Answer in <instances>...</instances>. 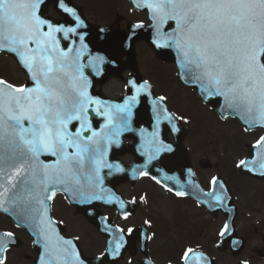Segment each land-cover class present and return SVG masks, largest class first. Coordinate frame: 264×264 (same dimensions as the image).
Returning a JSON list of instances; mask_svg holds the SVG:
<instances>
[{
    "label": "snow or ice",
    "instance_id": "6c2138e0",
    "mask_svg": "<svg viewBox=\"0 0 264 264\" xmlns=\"http://www.w3.org/2000/svg\"><path fill=\"white\" fill-rule=\"evenodd\" d=\"M46 2L0 0V50L15 54L28 77V83L20 85L0 79V208L7 212L4 206L10 205L34 229V243L43 249L38 264H87L78 245L61 235L47 202L56 190H62L75 196L79 204L104 200L117 203L123 210L128 203H136V198L126 202L107 189L101 173L105 168L109 176L125 172L119 163L107 159L108 148L117 142L113 137L120 132L134 131L132 109L142 94L152 96V85L148 80L137 83L130 79L134 95L122 104L90 95L91 83L80 62L82 49L87 48V33L80 29L87 25L66 0L53 2L57 10L71 18L70 23L46 18L42 13ZM136 4L148 12L153 46L175 53L181 80L198 88L204 102L217 101L222 116L227 113L250 127H264V0H136ZM143 27V23L132 26ZM135 38L132 31L127 40ZM77 39L81 47L73 48ZM62 40L71 44L62 46ZM104 62L103 56H97L89 60V65L98 67ZM166 99L153 97V119L159 125L163 117L172 124V131L179 132L176 121L184 117L170 113L162 103ZM93 105L96 114L105 118L100 131L93 127ZM148 135L143 154L149 161L173 150L157 132ZM252 147L259 148V153L240 159L235 167L264 179V136ZM211 183L212 190L203 195L223 207L230 199L228 190L215 176ZM217 185L224 191L217 192ZM175 195L186 193L177 191ZM122 215L127 220L131 212L123 211ZM103 219L107 221L108 217ZM105 231L112 239L96 260L104 264L111 257L110 264H115L125 248V235H131L134 229H113L106 224ZM229 234L230 226L225 223L219 236ZM151 238L145 234V239ZM14 243L12 232L0 233V264H5V254ZM232 243L235 246L239 242ZM190 257L212 264L191 248L184 252L186 264Z\"/></svg>",
    "mask_w": 264,
    "mask_h": 264
},
{
    "label": "rangeland",
    "instance_id": "374dc122",
    "mask_svg": "<svg viewBox=\"0 0 264 264\" xmlns=\"http://www.w3.org/2000/svg\"><path fill=\"white\" fill-rule=\"evenodd\" d=\"M79 1V3L88 4L86 15H89L91 21L95 23L111 21L114 10L119 4L121 8L118 12L126 19L144 18L142 15L132 13L122 0H112L114 2L99 0V3L98 0ZM92 1L97 4H93ZM48 12L53 14L51 7H49ZM121 26L123 27V22ZM137 48L140 70L144 77L155 79L158 93L169 95L175 102L178 100L190 112L191 119L187 122L189 135L186 146L190 150L196 175L203 182V187L206 190L209 189L214 176L219 175L226 180L234 195L235 205L239 209L235 219L236 232L246 241L244 250L237 258H234L229 252H218L215 245H171V243L183 241L187 237L196 242L216 243L219 240V232L224 225L225 218L222 214H218L215 219H212L207 213L193 211L190 207L185 211L169 193L161 192L155 184H151L155 196L154 198L150 195H147L146 198L141 196L138 219L144 221L145 218L152 219L155 216L159 222V228L161 230L167 229L163 230L162 235L157 240L163 243L151 245V249L158 253L156 256L158 264H163L168 259L165 257L166 255H170L173 264H180L181 257L189 248L203 250L215 259L216 264H237L239 261L264 264L263 258L255 253L256 250L264 249V204L261 202L264 184L240 175L235 167L245 154L243 145L255 140L260 132H244L235 120L221 122L213 112L201 105L190 91L180 87L181 90L175 92L176 88L166 79V83L162 85L155 75L157 73L159 75H173L172 68L155 61L144 44H139ZM0 76L14 84H20L23 80V75L17 72L14 63L1 56ZM173 84H175L174 78ZM123 92V83L117 79L110 80L103 87V93L111 98H117ZM203 162H209V166L203 167L201 164ZM146 185L149 186L150 183H141V189ZM170 208L173 210L171 211ZM68 212L71 213L69 209ZM168 225L172 226L170 230H168ZM179 230H184L182 231L184 236L178 234Z\"/></svg>",
    "mask_w": 264,
    "mask_h": 264
},
{
    "label": "water",
    "instance_id": "95a60500",
    "mask_svg": "<svg viewBox=\"0 0 264 264\" xmlns=\"http://www.w3.org/2000/svg\"><path fill=\"white\" fill-rule=\"evenodd\" d=\"M51 2L54 4L53 0H49L47 2V5ZM132 2L134 3V0H132ZM134 10H145V9L134 6ZM65 19H66L65 22L70 23V19L68 18H65ZM121 19H122L121 17L116 16L113 24L102 26V27L94 26V25H91L85 22L87 27L80 29V31L87 33V35L85 36V41H84V43L87 44V48L82 49V55H81L80 62L84 65V75L88 78V80L91 83V87H89L88 92L90 95L97 97L102 101H107L111 104L124 103L126 97L134 95V89H132L131 85L128 84V81L130 79L135 80L138 83L143 82L141 81L139 75L137 74V64L135 60V51H134V46L137 42L139 41L146 42L152 48V50L154 51L158 59L162 61L173 62L176 65L175 53L172 50H159V49H156L151 43V39L153 35L151 25H145V27L143 28L133 29L132 26L135 24L128 23L125 29H119L118 25ZM101 29H104V31L101 32L100 31ZM132 31H135L136 38L133 41H128L127 37L132 34ZM73 39H75V37ZM67 44L70 45L71 41H67ZM125 44H130L131 46L126 47L124 46ZM71 46L73 48L81 47L78 39H77L76 44L71 45ZM0 51H4V50H0ZM4 52L7 54H11L18 62V58L16 57L15 54L9 53L6 51ZM97 56H103L105 58V62L103 64H99L98 67L90 66L89 60ZM123 56L127 58V61L125 63H122L120 61L121 57ZM18 65L23 69L24 72H26L25 69L19 63ZM124 69H130L132 71V74L126 80L127 82L126 95L123 96L120 100L118 101L109 100L103 97L100 91H95L96 86L101 87L106 83L108 79L119 77V74ZM177 77H178V80L182 84L192 89H196V94L202 100L201 96L199 95L198 88L186 84L183 80L180 79V76L178 73H177ZM151 91H152V88H151ZM152 99H153V91H152V96H146L142 94L139 97V103L135 104V106L132 109L133 116H134V124L135 126H137L140 123L143 124L142 129L146 130L144 132L147 133V136H148L147 138H150L148 135L150 131H155L158 133V138L166 142L164 135L167 131L169 130L172 131V124H170L166 119H163V117H161V122L159 123V125H156V122L153 119V114L152 115L150 114V109H149V105L152 104ZM204 103L209 105L210 107H215L216 105H219L217 101H213L212 103H206V102ZM218 109H219V106L216 108V112L221 117V119H225L227 117H236L240 121V123L243 125L244 129L247 128L246 131H250L259 126V125H256V126L250 127L249 125H246L245 122L241 120L238 116H228L227 113H225L224 116H222ZM92 114L97 115L95 112V106H94V110ZM92 121L95 122L96 118H92ZM176 126L180 129V132L173 131L174 141L171 143L172 148H173L171 152H161L155 159L151 161H149L148 158H146V161L144 162L142 158V161L144 162V164L142 163L141 166L137 164L138 163L140 164V161H141L140 157L142 156V154L136 153L137 154L136 166L140 170H142V172L143 171L148 172L149 176L155 177L156 180H159L160 183H162L163 185L169 188H173V187L175 188L179 183H181V180H185V178L188 179L192 184L195 182L194 176L191 170V166H190V161L187 155V151L183 147L185 131L179 127L180 125L178 124L177 121H176ZM120 144L122 145V143ZM246 148H247L246 158L248 159L251 158L250 154L254 152L258 154L260 150L259 148L253 149L252 146H248V145L246 146ZM133 153L135 154L134 151ZM115 155L116 154L114 153L112 157L114 158ZM110 158L111 157L107 159L111 162ZM180 169H183L184 172L180 173ZM238 170L240 173L246 176L261 179L258 175L249 174L247 172H241L240 169ZM107 172H108L107 169H104L101 174L105 176V181H104L105 187H109L111 190H114L115 186L119 182H122V180H126V176L129 175V171L124 172L122 176L120 175V173H116L114 175L109 176L107 175ZM218 179L225 185L222 179L220 178ZM109 180H112V181L109 182ZM183 185H185V183H181L178 186H183ZM225 188L228 190L226 185H225ZM198 191H200L199 188L195 192L192 189L191 190L187 189L186 194H189L193 198H195L200 205H202L207 211H209L213 215H215L217 210L220 209L226 217V223L229 224L230 226V234L227 235L226 237L221 238L219 244L216 245V248L222 252L226 250V246L228 244L230 245L229 250L231 251V253L234 256H238L244 247V241L241 238H237L235 235L233 221L235 219L237 209L233 205V198L230 195L229 190L227 194L230 197V199H226L224 201L223 207L217 205L214 200H211L210 197L204 196L202 193H200L201 196H199ZM216 191L223 192L224 189L220 190L219 185H217ZM96 201L97 200H95L94 207L100 206L102 204V202H96ZM114 204L117 206V208H119V205L117 203H114ZM77 210L79 209L77 208ZM10 217L13 219V221L16 224H18L19 226H23L22 224L18 222L15 215L11 214ZM93 222L95 221L93 220ZM233 241H238L239 242L238 245L234 246L232 243ZM36 247L38 248V245H36ZM194 252L202 254L204 260L211 261L212 264H215L212 258H208L205 254L201 252H197V251H194ZM83 258L87 261V264H99V262L96 260V257L89 259V260L86 259L84 256ZM109 260H110V257H108V259H106L105 261H109ZM184 264H186V262H184ZM187 264H203V262L197 261L195 257H190Z\"/></svg>",
    "mask_w": 264,
    "mask_h": 264
},
{
    "label": "flooded vegetation",
    "instance_id": "af4514ba",
    "mask_svg": "<svg viewBox=\"0 0 264 264\" xmlns=\"http://www.w3.org/2000/svg\"><path fill=\"white\" fill-rule=\"evenodd\" d=\"M73 1L75 3L77 2V0H73ZM86 5L88 6L87 3ZM49 15L51 14L49 13ZM86 17L91 21L89 15H86ZM165 79L168 82L173 83V77L171 75H163L157 77V80L162 85L166 83ZM165 96L169 100L170 106L173 108V112H175L179 117L181 116L184 117V120L181 121L187 123V121H189L191 117L189 116L190 112H188L185 109L184 104L179 103L178 100L175 102V100L172 97L170 98V96L167 94H165ZM131 132L132 131H123L120 133H131ZM128 142H130V140L124 139V143H128ZM109 149L112 150L113 147H109ZM133 160H134L133 155L128 152L124 153L120 157V161L125 165H130ZM148 180H149L148 178H141L134 184L123 183L117 188V191L124 197L126 202H130L133 198L136 199L139 198V203H140L139 208L133 210L131 212V216L127 220H125L123 216L121 217L118 216L116 210L114 209L102 208L99 211L103 217L111 218L112 225H116L117 227L124 229H127L129 227L134 229V232L131 235H125V240H126L125 245H129L130 247H132L133 254L131 255V253L127 251L124 255L123 260H121L118 264H127L129 261H131L132 264H139L140 260L143 257L140 250V240L142 237L141 227L143 225L147 227L149 236L152 237L151 239H149L148 245H160L163 243L162 241H157V240L162 235L163 230H167V229L164 228L163 230H161V228H159V222L155 216H153L152 219L145 218L144 221L138 219V214L141 208V196L145 198L148 197L147 195H150L153 198L155 196L154 188L152 187V185L151 187H149L150 185L149 186L146 185L144 188L141 189L142 187L141 183L147 182ZM260 182L264 184V180H261ZM169 193L174 198L176 203H178L181 207H183L182 208L183 210L187 211V208L190 207L193 211L203 212V213L205 212V210L202 207L198 206L194 200L188 197H184V198L177 197L175 194H173L170 191ZM71 197H75V196H73L71 193L68 192H64V191L62 192L61 190L55 192V195L53 196L51 202V217L57 224H59L63 228L65 236L74 239L77 242V245H80L85 255L92 257L102 253L105 247L106 238H104L101 234H99L98 231L93 226V224L88 222L84 216L80 214L79 215L74 214L75 208L68 204V198ZM261 202L264 204V193L262 195ZM128 204L126 209H130V205ZM83 205H85L88 208V204H83ZM68 209L71 211V213L68 212ZM170 209L171 211L173 210V208ZM145 221H148L149 223L145 224ZM106 223L107 221H105V224ZM167 227L168 230H170L172 226L168 225ZM182 231L183 230H179L178 234L184 236ZM4 232H12L15 238L14 239L15 243L10 246L9 251L5 254L6 255L5 264H34L37 254L34 252L32 248V240L30 235L26 230L17 227L11 219H9L5 214L0 212V233H4ZM171 245H215V242H210V243L196 242L193 240H188L186 238L183 241L177 243H171ZM157 254H158L157 251L152 250L151 246H149L148 255L150 260L153 262V264H158V260L156 259ZM263 259H264V249H263ZM167 260L168 259H166V261Z\"/></svg>",
    "mask_w": 264,
    "mask_h": 264
}]
</instances>
